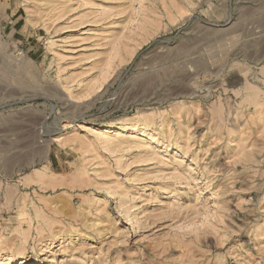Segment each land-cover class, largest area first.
<instances>
[{
    "label": "rangeland",
    "instance_id": "1",
    "mask_svg": "<svg viewBox=\"0 0 264 264\" xmlns=\"http://www.w3.org/2000/svg\"><path fill=\"white\" fill-rule=\"evenodd\" d=\"M1 257L264 264V0H0Z\"/></svg>",
    "mask_w": 264,
    "mask_h": 264
},
{
    "label": "bare ground",
    "instance_id": "2",
    "mask_svg": "<svg viewBox=\"0 0 264 264\" xmlns=\"http://www.w3.org/2000/svg\"><path fill=\"white\" fill-rule=\"evenodd\" d=\"M26 155H28V154H26ZM31 157V156H30ZM26 158V157H25ZM29 161V160H28ZM8 162H10V161H8ZM23 162V161H22ZM9 166V165H8ZM23 166V165H22ZM26 177H30V176H25L24 178H26ZM30 181V178H28V179H26L25 180V183L27 184V183H30L29 181ZM24 183V182H23ZM13 190V191H12ZM10 189V190H6L7 192H6V194H5V200H6V203H10L11 201H12V198H14L13 197V194L15 193L14 192V189ZM14 192V193H13ZM13 193V194H12ZM19 257H21V254L19 253ZM4 257H1L0 258V260H2ZM16 258V257H15ZM19 260H21L22 262H24V264H26V263H31V259L30 258H19ZM3 262V261H2Z\"/></svg>",
    "mask_w": 264,
    "mask_h": 264
}]
</instances>
